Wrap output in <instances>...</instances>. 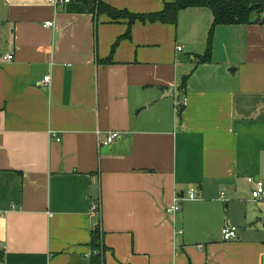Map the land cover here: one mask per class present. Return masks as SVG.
I'll return each instance as SVG.
<instances>
[{"label": "crops", "instance_id": "0c3cea01", "mask_svg": "<svg viewBox=\"0 0 264 264\" xmlns=\"http://www.w3.org/2000/svg\"><path fill=\"white\" fill-rule=\"evenodd\" d=\"M99 1L0 0V60L15 57L0 63V264H84L98 230L105 264H264L248 182L264 183L262 16L217 27L207 64L209 10L135 23L105 65L128 22L98 17ZM101 1L133 14L171 2Z\"/></svg>", "mask_w": 264, "mask_h": 264}, {"label": "trees", "instance_id": "16d2710c", "mask_svg": "<svg viewBox=\"0 0 264 264\" xmlns=\"http://www.w3.org/2000/svg\"><path fill=\"white\" fill-rule=\"evenodd\" d=\"M207 9L212 13L213 23L209 31L208 48L203 56H198L199 64H207L212 60V42L215 30L219 26H234V25H249L253 15H264V0H171L165 3L164 9L161 12L151 14H133L128 10H118L102 2L97 3L94 13L99 17L102 15L108 16L113 22L126 21L128 22V30L121 37L112 49L111 57L101 61L108 65L113 64V52L120 41L131 39V28L135 23H161L168 25H176L181 11L187 9ZM188 77L182 80L181 90H184L187 85ZM184 108L180 107L178 117L181 119ZM105 248L101 244L100 231H94L91 240V252L93 263H100L99 252ZM97 254V255H96Z\"/></svg>", "mask_w": 264, "mask_h": 264}, {"label": "built area", "instance_id": "2783aa9c", "mask_svg": "<svg viewBox=\"0 0 264 264\" xmlns=\"http://www.w3.org/2000/svg\"><path fill=\"white\" fill-rule=\"evenodd\" d=\"M49 3H51L52 5H54L55 7L58 6H64L68 3L71 2V0H48ZM46 28H54L55 27V23L53 21H49L46 22L44 25ZM0 39H1V34H0ZM178 51H182V48H178ZM14 53L11 52L9 54H5L2 56L0 63L1 64H8L14 61ZM53 65V63H51V66ZM43 85H50L51 83V77L47 76L44 78L43 80ZM55 139L57 142H60L61 139L57 136L54 135ZM120 135L118 133H111L105 141L102 142L103 146H109L112 143H114L117 139H119ZM249 184H251L253 186V192H252V197L256 202H264V183L259 181V180H255L253 178H249L248 179ZM189 199L190 200H195L196 199V192L194 189H191L189 191ZM12 210H16L14 208H12ZM180 210V204H179V200L175 199L173 205L170 207V212L171 213H177ZM90 215L91 217H97L100 212H101V206L99 204V202L91 205L90 207ZM179 235H182V232L179 231L177 232ZM222 236L224 238L225 241H232L237 239V229L235 227H231L230 225H226L222 231ZM97 255V254H96ZM98 255H100L101 259H100V263L98 264H105L104 261V251L101 250V252L98 253ZM84 264H97V263H93L92 261V252H90L87 257H86V262Z\"/></svg>", "mask_w": 264, "mask_h": 264}, {"label": "water", "instance_id": "95a60500", "mask_svg": "<svg viewBox=\"0 0 264 264\" xmlns=\"http://www.w3.org/2000/svg\"><path fill=\"white\" fill-rule=\"evenodd\" d=\"M263 20H264V15H263L262 18H261V22H263Z\"/></svg>", "mask_w": 264, "mask_h": 264}, {"label": "rangeland", "instance_id": "374dc122", "mask_svg": "<svg viewBox=\"0 0 264 264\" xmlns=\"http://www.w3.org/2000/svg\"><path fill=\"white\" fill-rule=\"evenodd\" d=\"M197 248H199V247H197Z\"/></svg>", "mask_w": 264, "mask_h": 264}]
</instances>
